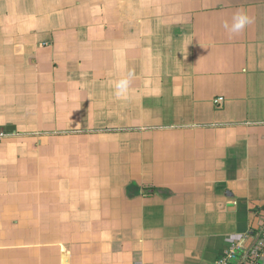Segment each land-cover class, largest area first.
Here are the masks:
<instances>
[{
    "label": "crops",
    "instance_id": "obj_1",
    "mask_svg": "<svg viewBox=\"0 0 264 264\" xmlns=\"http://www.w3.org/2000/svg\"><path fill=\"white\" fill-rule=\"evenodd\" d=\"M237 12L251 23L232 34ZM0 133V264H213L249 247L264 0H0Z\"/></svg>",
    "mask_w": 264,
    "mask_h": 264
},
{
    "label": "built area",
    "instance_id": "obj_2",
    "mask_svg": "<svg viewBox=\"0 0 264 264\" xmlns=\"http://www.w3.org/2000/svg\"><path fill=\"white\" fill-rule=\"evenodd\" d=\"M4 136L0 133V137ZM244 245H234L229 250H227L224 255L219 257L213 264H236L239 258L242 256L243 252L247 249ZM264 251V230L261 233L255 246L252 247L247 257L241 264H261L260 255Z\"/></svg>",
    "mask_w": 264,
    "mask_h": 264
},
{
    "label": "clouds",
    "instance_id": "obj_3",
    "mask_svg": "<svg viewBox=\"0 0 264 264\" xmlns=\"http://www.w3.org/2000/svg\"><path fill=\"white\" fill-rule=\"evenodd\" d=\"M249 23H251V21L244 13L237 12L232 17L231 25H229L228 23H225L224 27L230 33L236 34V33L241 32L246 27V25H248ZM117 87L123 90L124 82H121Z\"/></svg>",
    "mask_w": 264,
    "mask_h": 264
},
{
    "label": "water",
    "instance_id": "obj_4",
    "mask_svg": "<svg viewBox=\"0 0 264 264\" xmlns=\"http://www.w3.org/2000/svg\"><path fill=\"white\" fill-rule=\"evenodd\" d=\"M264 229V226L256 233L255 237H254V240L252 241V243L250 244V246L243 252L242 256L239 258V260L237 261L236 264H241L244 259L247 257L248 255V252L249 250L255 246L256 242L258 241L260 235H261V232L263 231Z\"/></svg>",
    "mask_w": 264,
    "mask_h": 264
}]
</instances>
